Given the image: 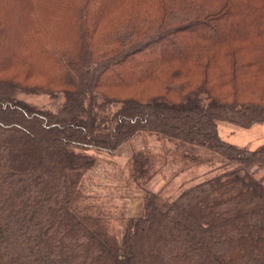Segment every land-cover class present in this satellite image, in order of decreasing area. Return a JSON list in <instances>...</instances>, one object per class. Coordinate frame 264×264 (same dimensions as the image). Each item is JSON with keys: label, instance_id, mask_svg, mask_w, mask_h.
I'll list each match as a JSON object with an SVG mask.
<instances>
[{"label": "trees", "instance_id": "16d2710c", "mask_svg": "<svg viewBox=\"0 0 264 264\" xmlns=\"http://www.w3.org/2000/svg\"><path fill=\"white\" fill-rule=\"evenodd\" d=\"M27 85L64 102L15 98ZM221 121L264 122V0H0V264H264V142ZM141 130L221 167L174 198L143 187L119 233L81 182Z\"/></svg>", "mask_w": 264, "mask_h": 264}, {"label": "rangeland", "instance_id": "374dc122", "mask_svg": "<svg viewBox=\"0 0 264 264\" xmlns=\"http://www.w3.org/2000/svg\"><path fill=\"white\" fill-rule=\"evenodd\" d=\"M15 98L53 111L64 102L63 95L32 91L28 85L15 91ZM117 107L119 104L112 109ZM218 129L224 140L241 147L254 149L264 142V122L240 127L221 121ZM191 148L180 140L141 130L115 152L94 151L96 164L86 171L81 182L87 204L93 205L96 213L108 215L116 232L121 233L129 217L142 213L144 188L163 190L165 195L174 198L184 188L220 170L221 160L216 153ZM138 152L150 155L154 161L151 172L155 173L147 182L134 176L132 163Z\"/></svg>", "mask_w": 264, "mask_h": 264}]
</instances>
